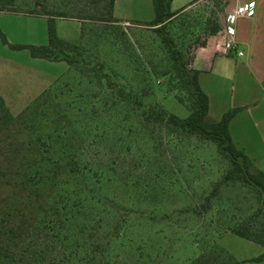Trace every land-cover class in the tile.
I'll return each instance as SVG.
<instances>
[{"label": "rangeland", "instance_id": "374dc122", "mask_svg": "<svg viewBox=\"0 0 264 264\" xmlns=\"http://www.w3.org/2000/svg\"><path fill=\"white\" fill-rule=\"evenodd\" d=\"M88 1L73 0L71 6L79 2V10L85 8L98 18L55 21L73 62L38 58L50 76L40 94L30 97L24 88L26 102L20 105L11 102L17 98L16 89L9 90L7 100L0 95L15 117L2 120L0 140L30 144L28 157L73 155L82 168L91 167V189L67 181L60 185L61 193L78 192L83 202L66 231L79 241V228L101 219L110 232L119 227L124 238L118 252L132 264H189L214 244L238 261L263 255L264 247L230 229L252 217L264 223V194L241 177L226 179L234 166L216 143L147 118L155 109L186 119L194 107L180 66L175 67L163 38L136 24L154 20L152 0H116L114 15L107 0L97 5ZM13 2L0 12L13 15L0 17V40L11 48L35 44V32L44 36L47 26L48 42L47 17L28 13L39 1ZM48 3L59 7L62 0ZM227 7L225 0H199L169 23L166 34L181 52L185 68L193 69L197 54L217 36L210 31L226 20ZM9 48L0 45V62L26 65L30 52ZM234 74L226 65L200 77L201 88L213 101L209 114L213 120H219L222 109L232 103ZM255 95L260 98L248 110V135L251 150L262 158L243 164L256 176L258 170L264 173V91ZM50 135L55 144L47 149L43 142ZM41 226L35 237L41 234L51 241L54 235ZM56 240L50 244L56 251H70L76 243ZM29 244L14 250L16 257L7 264H46L42 255L30 252Z\"/></svg>", "mask_w": 264, "mask_h": 264}, {"label": "trees", "instance_id": "16d2710c", "mask_svg": "<svg viewBox=\"0 0 264 264\" xmlns=\"http://www.w3.org/2000/svg\"><path fill=\"white\" fill-rule=\"evenodd\" d=\"M13 1L0 0V12L6 11L8 5L14 3ZM38 1L40 5H36L28 13L47 17L48 43L41 46L15 45L13 48L28 50L34 58L63 59L72 63L73 59L65 53L68 44L57 35L56 19L77 18L85 21L94 20L98 16L86 12L85 8L79 10L76 6L79 2L71 6L74 3L73 0H62L59 7L51 6L48 3L49 0ZM99 1L91 0L88 1V4L97 5ZM172 1L152 0L155 9L154 20L136 24L154 29L163 38L175 67L180 66L186 87L193 96L194 107L186 119H180L173 114L155 109L148 112L147 118L148 120L154 119L156 123L197 135L204 141L216 143L220 152L229 155L234 166V169L226 175V179L229 180L234 176L241 177L244 183L256 187L261 194H264V173L258 170V175L255 176L248 171L243 162H247L249 158L234 145L230 135L229 125L240 109L235 108L227 111L217 121L210 118V99L200 86V72L185 68L181 64V52L177 50L175 42L166 34L169 23L199 0H195L189 6L176 12L171 11ZM107 3L110 14L114 15L116 0H107ZM221 26L218 23L215 24L210 31L211 36L217 34ZM5 117L15 118L10 114L4 100L0 98V130H2V120ZM4 123L7 124V121ZM52 139L53 137L50 135L43 142L47 149H51L55 144ZM3 143L0 140V264L10 263L16 257V253L14 254L13 251L20 250L26 243H30L28 249H33L30 251L31 253L43 256L42 259L46 261V264H132L118 252L119 246H123L122 239L124 238L119 227L110 232L106 223L101 219L94 221L90 226L84 225L79 228L78 233L82 238L80 241V238H73L71 232H66L71 229V220L82 209L83 202L77 198L78 192L61 193L60 185L63 181H67L91 189L89 180L92 169L89 165L82 168L79 160L73 155L58 158L28 157L25 153L31 149L30 144L18 140ZM40 147L41 144L38 145V148ZM257 223L256 218L252 217L246 223L231 228L230 232L264 247V223H258L259 225ZM41 225L46 226L49 232L54 235L48 234V237L52 238L51 241L48 238L44 240L40 236L41 234H39L40 237H35V229ZM55 238L76 243L70 251L67 249L56 251L50 246L51 243L56 244ZM263 260L264 254L248 262ZM246 263V261L234 259L218 244H214L189 264Z\"/></svg>", "mask_w": 264, "mask_h": 264}, {"label": "crops", "instance_id": "0c3cea01", "mask_svg": "<svg viewBox=\"0 0 264 264\" xmlns=\"http://www.w3.org/2000/svg\"><path fill=\"white\" fill-rule=\"evenodd\" d=\"M195 0H173L171 3V11L176 12L189 6ZM254 1L256 3L255 15L251 18H241L237 23V51H234L231 56H226L223 53L222 47L218 39L215 37L210 40L208 45L197 54L193 69L200 72V77L203 73L213 74L222 70L226 65L232 66L234 70V95L232 103L228 104L226 109H222L221 116L229 110L235 108H244L245 111L240 112L230 123L229 131L234 145L242 150L246 156L253 160L255 164L257 160L262 158V155L251 150L253 147L251 143V136L248 135V128L251 126L248 118V110L252 105H256L258 97L255 92L264 91V0H225L227 3V14L234 12L238 6ZM13 15L0 13V17L8 18ZM28 19L27 21H36L37 17L15 16ZM34 19V20H33ZM47 30V26L45 28ZM44 36L42 32H35L37 39L35 44L22 43V45H46L47 31ZM45 38V39H44ZM0 45L5 49L10 46L8 43H3L0 40ZM11 48V47H10ZM9 48V49H10ZM13 49V48H11ZM17 50V49H16ZM238 52H242L240 56ZM31 55V54H30ZM42 59L30 56L26 65L20 64L17 61L0 62V95L7 100L9 90L14 92L17 98L12 100V104H22L24 101V94L35 97L41 93L48 85L49 74L42 69L44 65ZM47 65V64H46ZM26 89L24 92L23 89ZM262 89V90H261ZM24 92V94H23ZM27 97V96H26ZM210 99V111L213 109V101ZM23 108V107H22ZM16 107L14 110H22ZM215 120H218L215 118ZM253 258L243 259L241 261L248 262Z\"/></svg>", "mask_w": 264, "mask_h": 264}, {"label": "built area", "instance_id": "2783aa9c", "mask_svg": "<svg viewBox=\"0 0 264 264\" xmlns=\"http://www.w3.org/2000/svg\"><path fill=\"white\" fill-rule=\"evenodd\" d=\"M256 3L251 1L237 7L234 12L228 13L225 21L222 22L221 29L217 33L216 38L220 40V44L224 55L231 56L237 51V23L241 18H251L255 15ZM240 56L242 52H238Z\"/></svg>", "mask_w": 264, "mask_h": 264}]
</instances>
